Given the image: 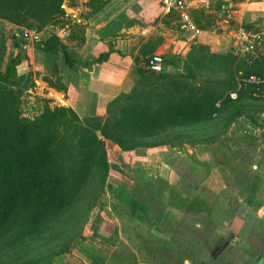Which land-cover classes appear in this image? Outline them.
<instances>
[{"label": "trees", "instance_id": "obj_1", "mask_svg": "<svg viewBox=\"0 0 264 264\" xmlns=\"http://www.w3.org/2000/svg\"><path fill=\"white\" fill-rule=\"evenodd\" d=\"M63 1L0 0V21L5 23L0 26V264H10L12 255L18 259V249L28 240L39 239L40 243L46 233L54 239L62 236L69 227L76 229L74 225L83 221L98 203L110 167L118 170V166L108 163L105 141L113 146L115 152L158 148L165 144L157 141L161 132L186 126L195 128V125L207 124L226 112L228 127L245 115L247 100L254 98V93L258 98H264L255 86L241 82L250 74H264V60L248 61L231 52L211 53L207 46L196 45L189 54L195 69L186 65L184 74L165 75L163 72L155 79L153 73L138 67L137 85L129 94L108 104V116L102 123L87 118L82 125L71 107L51 109L47 104L39 116L28 120L21 116L20 96L34 87V81L31 74L16 76L20 57L17 55L8 61L9 48L18 49L20 43H26L19 32L22 28L37 34L48 27L57 29L59 24L63 28ZM107 3L90 0L93 12ZM194 22L200 29H206L195 18ZM54 33L35 41L34 46L52 66L50 73L55 76V81L47 79L46 83L58 92L66 91L60 72L62 66L73 69L79 64L82 69H89L95 63L107 61L110 55L106 52L79 62L72 48ZM72 37L70 34L69 38ZM174 66L175 57L163 62V68ZM203 68L222 71L227 78L212 81L199 75L202 80L198 82L195 71ZM232 92L236 93L234 100L229 96ZM117 157L116 161L123 164L121 156ZM133 173L136 188L130 191L126 186H120L131 194L125 208L128 216L116 210L115 214L119 220L126 218L127 226L136 236H144L141 233L144 230L149 232L160 216L174 221L166 212L167 206L193 217L212 213L211 207L196 196V186L189 191L192 192L190 196L171 184L157 188L156 181L153 183L147 175ZM146 181L161 192L159 197L154 196L153 207L149 208L144 197L147 196L144 190L148 187ZM98 185L101 188H97ZM174 196V202L169 203L170 197ZM165 200L167 203H163ZM84 206V213L80 212ZM145 209L151 216L147 229L142 225L148 214ZM68 215L73 219L76 217L77 221L70 225L69 218H65ZM114 228L104 225L100 234L117 236V227ZM67 252L65 248L57 254ZM21 264L35 263L27 261Z\"/></svg>", "mask_w": 264, "mask_h": 264}, {"label": "rangeland", "instance_id": "obj_2", "mask_svg": "<svg viewBox=\"0 0 264 264\" xmlns=\"http://www.w3.org/2000/svg\"><path fill=\"white\" fill-rule=\"evenodd\" d=\"M104 1H110L113 4V7L109 8L114 9V7L123 6L122 8L127 10L121 14L122 18L119 17L122 20H118L124 26L137 23L141 27L147 28L150 24L157 25L160 23L159 31L161 28H165L166 38L171 40V45L174 44L172 42L177 41V46L173 45V48L176 47L175 50L162 55L163 62L170 57H175L174 67L162 68L159 72L147 70L154 74L155 79L163 72H165V75L184 74L187 72L185 69L186 65L194 70L195 63L192 62L189 54L196 45L207 46L211 53L225 54L232 52V49H226V41H223V45L226 47H219L216 52L212 51L209 47L215 44L213 42L215 37L212 33L225 32L224 38L226 39L228 35V39H230L238 27L251 26L250 29L264 34V0H231L233 4H245L247 6L245 15L241 17L242 20L233 18L231 12H227L226 8L225 12L230 14L231 18L226 17L227 13L222 14L221 10L220 14H217V10L224 8L222 7L225 4L224 0H202L197 2V4L187 0L193 19L195 18L198 23L206 26V29H202L205 32L203 43V37L194 42L188 41L190 35L186 36L187 39L184 37L178 15L164 16L160 11L159 1L157 2V0ZM156 7H158L159 11H153V8ZM86 8H88V11ZM62 9L65 16L73 15L72 19L75 20V26H71L69 17L64 16L63 21H61L65 22L63 28H61L62 24L56 26L58 30L48 27L40 32L38 40L43 36L48 37L54 33L53 30H56L54 34L59 36L64 43L66 42L67 44H65L69 48H72L76 44H81V35L86 27L83 24L81 25L82 22L81 20L78 21L77 17L84 14L89 16L88 14H92L93 11L90 6V0H64ZM93 19L94 22L93 20L92 22L97 24L102 18L96 17ZM238 20L239 23H236ZM112 23L114 24V21ZM4 24L0 21V26ZM229 29L234 30L229 31ZM69 31L74 36L72 38L77 40H72L73 42L66 40L69 38L67 36ZM34 42V40H27L24 44L20 43L18 49L10 46L8 54V61L17 55L20 57V62L16 66V76L31 74L34 81V87L23 92L20 96V113L22 117L28 120H33L39 116L46 104L51 109L55 107H70L68 102L70 103L72 99L73 87L75 86L76 88L77 85L83 84L80 77L83 71L78 65L70 71L61 65L62 82L63 80L67 82L71 80L73 87L69 91L67 88L65 92L57 91L58 93L54 90H49L51 87L48 86L46 80L55 81V76H51L50 73L52 66L36 50ZM71 43H74V45ZM195 74L199 78L198 82L202 80L199 75L203 79L212 81L225 80L227 78L226 73L210 68L199 69V71H195ZM96 104L97 102L93 98L88 97V113H85L86 116L75 111L82 121V125L85 124L84 120L87 118L89 120H97L100 123L107 118L108 113L105 115L104 113L98 114L92 110L94 109L93 105ZM227 114V112L222 113L207 124L195 125V128L186 126L175 128L172 131L161 132L157 136V141L165 144L149 151V153L154 154V157L151 156L152 159H155L153 162L143 161L146 151L133 149L131 154L122 155L124 163L119 164L115 159L116 152L113 146L108 141H105L107 158L108 156L110 157L108 163L110 166H118V170L110 167L106 180L108 182L105 183L99 194L98 203L83 218V221L80 222L81 224L77 222L74 225L76 229L69 227L62 236H57L54 239L49 236V233H46L40 243L39 239L35 241L28 240L18 249V259L15 255H12L10 264H21L27 261H32L35 264H88L91 258L83 253V247L85 245L90 246L91 242L99 244L94 239L96 236L102 235L101 240L107 244L106 241L108 240L104 237L106 235L100 234L103 232V226L106 225L108 228L116 226L118 228L115 219L117 217L116 211L126 217L128 216V211L125 210L126 207L120 204L116 197L108 196L109 194L113 195V192H115L111 191V189L117 190L115 188L116 184H118L117 182H122L117 181L118 179L123 180L127 187H134V177H136L135 173H132L134 168L138 169L140 173L147 175L150 180H153V183L156 181L154 184H156L157 188L171 184V186H176L177 190L188 192L191 196L192 192L189 191L193 186H196V189L200 188L198 194H201L202 200L214 205L211 208L212 213L210 215L205 212L197 219H194L195 217L193 218L191 215H181L178 209L167 206L166 212L168 211L171 214L174 220L173 223L182 225L184 230H186L184 236H188L187 240L182 242L183 246L181 248H175V254L180 256L182 251L192 250V253L199 255V258L195 259L192 264H221L220 261H217L220 255L225 257L231 249L240 250L239 248H243L251 252L252 257L249 258L247 264H264V133L260 137L253 132L260 126L264 127V98L254 97L248 99L245 115L235 119L233 125L231 124L228 127H226ZM97 135L103 140L99 132H97ZM132 165L135 167H132ZM113 174L118 177L112 178ZM126 178L130 179L131 182L126 181ZM145 183H147L148 187L144 189L147 192V196L144 197L147 198L146 203L149 207H153L154 196L159 197L161 192L159 193L151 183L149 184L147 181ZM97 188L101 187L98 185ZM200 190L201 192H199ZM96 192L98 193V189ZM174 200L175 196L170 197L168 201L172 203ZM163 203H167V201L165 200ZM85 207L80 208V212L83 211L84 213ZM105 209L109 210L105 213ZM65 218H69L70 225L77 221V218L73 219L71 215ZM123 221L126 222L124 225H127L126 218H123ZM119 224L120 226L122 225L121 222ZM124 227L125 229H122L121 236L126 238L134 234L130 226ZM141 233L147 234L145 230L141 231ZM232 236H240L241 241L239 243L232 242ZM109 238L112 237L110 236ZM189 240L193 243L198 241L200 246H192V249H190L191 245L186 247L185 243L190 242ZM234 244L237 245L234 246ZM91 246L96 249L101 248L95 244ZM65 248L68 250L67 253L57 254L58 251ZM125 252L126 249L121 254H125ZM39 253L41 254L40 260ZM181 256H183V253ZM185 258L189 261L191 259L188 254L185 255Z\"/></svg>", "mask_w": 264, "mask_h": 264}, {"label": "crops", "instance_id": "obj_3", "mask_svg": "<svg viewBox=\"0 0 264 264\" xmlns=\"http://www.w3.org/2000/svg\"><path fill=\"white\" fill-rule=\"evenodd\" d=\"M158 1L159 0H157V2ZM189 1L195 2L197 4V2H200L202 0ZM224 2L225 4H223L222 7L226 8L228 10L227 12H231L233 18L242 20L241 17L245 15L244 13H246L247 6L245 4H233V1L231 0H224ZM109 7H113V4L110 1H108L107 5H105L102 9L92 12V14H88L89 16H87V14H84L80 17H77L78 21L81 20V25L83 24L86 27L84 28L83 32L81 30V38L83 39L81 40V44H76L75 47H72V51L75 54V59L79 62H84L87 59L97 58L102 53L110 52L107 61L103 63H95L89 69H82L79 64H77L78 67L83 71L82 76H80L83 84H79L75 88V86H72L71 80L68 82L63 80V83L65 84L68 91L71 90L72 87L74 91L72 92V99L70 100V103L68 102V105L74 111L80 112L82 115L88 113V97L93 98L95 102H97L96 105H93L94 109L92 110L98 114L104 113L105 115L107 113V107L110 102L115 101V99L122 97L124 94H129L136 86L139 80V74L137 71L138 67L146 70L145 64L149 57L158 53H161V55H166L169 51L176 49V47L173 48V45L177 46L178 44L177 41H174L172 42L174 44L171 45V40L166 38V34L164 32L165 28H161V30L159 31L160 23L157 25L150 24L147 26V28L141 27L137 23L124 26L122 23H120V21H118L120 20L118 18L127 10H124V8H122L123 6L114 7V9ZM86 10L88 11V8H86ZM156 10L159 11L158 7L153 8V11ZM220 10H217L218 15L220 14ZM66 17H69V21H71L70 24L71 26H73L75 23V20L72 19L73 15H66ZM96 17H101L102 19L99 20L97 24H94L93 18ZM239 20L236 23H239ZM113 21L114 24L112 23ZM222 22L226 23L224 21ZM231 30L234 29H229V31ZM70 33L71 32L69 31V33H67V36H69ZM182 33L186 39V36L190 35L183 31ZM204 34L205 32L203 31L202 35L200 36V38L203 37L202 43L204 41ZM224 34L225 32L219 34L212 33V35L215 37V40L213 41L215 42V44L212 45V47L209 46L212 51L216 52L217 50H219V47L225 46L223 45V41H226L227 47H225L229 50L230 43L233 37L228 39L227 35V38L225 39ZM42 38L45 37L43 36ZM66 40L68 42L70 40L71 42L72 40L77 39L68 38ZM71 44L74 45V43ZM70 70L73 69H69V71ZM49 90H54L55 92H57L52 88H49ZM84 116H86V114ZM256 130L257 134L261 137L264 133V127L260 126L256 128ZM154 149L155 148H140L137 150L146 151L143 156V161L147 160L148 162H153L155 161V159H152L151 156L154 157V154L149 153V151ZM116 151V160L118 158L117 156H119V158L121 156L122 158V155L124 156L126 154L132 153V151ZM109 158L110 157L108 156V159ZM132 167L135 166L132 165ZM254 169H256V167H254ZM133 171L140 172L136 168H134ZM145 173L147 174V172ZM113 177L115 178L118 176H115V174H113L112 178ZM125 180L131 182V180L128 178H126ZM117 181L122 182H117L118 184H116L115 186L117 190L111 189V191H115L113 192L114 194L110 195L107 192L109 194V196L108 194L107 196L116 197L119 203L126 207L128 204L127 200H129V197L131 196L130 191L135 189L136 186L134 185V187H127L124 184L123 180L118 179ZM120 186H126L130 191L124 192L123 188H120ZM199 189L200 188L195 190L196 196L201 198L202 200V197L200 196L201 194H198ZM199 192H201V190ZM202 201L205 202L208 207H214V205L210 204L208 201ZM179 214L184 215L180 211ZM150 217L151 216L148 211L147 218L142 222L143 228H148ZM197 218L198 217H195L194 219ZM115 219L118 225L117 236L112 238H109V236H104L106 240H108L106 241L107 244L105 243V241L101 240L103 236H96L94 240H96L99 244H96V242H91V245H99L98 247L101 248L98 249L92 247L91 245H85L83 247V253L85 255L87 254L91 258L88 264H192L195 262V259L199 258L198 254L191 252L192 250H185L184 252L182 251L180 256L179 254H175V248H181L183 246L182 242H185L188 236H184L186 230H184V227H182V225L173 223V221L166 218L165 216H160L151 225L149 232H147V234H145L144 236H136L135 234H133L132 236H128L126 238L121 236V232L122 229H125L124 226L127 225H124L125 222L123 221V219L119 220L117 217H115ZM119 222H121V226ZM234 238L237 239L238 243L241 241L240 236H232V240ZM110 242H112V244H110ZM190 242L185 243L186 247L191 245L190 249H192V246H200V244H198V241H196L197 243ZM236 245L234 244V246ZM124 249H126L125 254H121ZM239 249L240 250H236L235 248L231 249L225 257L220 255L217 261H220L221 264H247L249 258L252 257L251 252L247 249ZM182 253L183 256H181ZM184 254L189 255V257L191 258L190 261L185 258Z\"/></svg>", "mask_w": 264, "mask_h": 264}, {"label": "built area", "instance_id": "obj_4", "mask_svg": "<svg viewBox=\"0 0 264 264\" xmlns=\"http://www.w3.org/2000/svg\"><path fill=\"white\" fill-rule=\"evenodd\" d=\"M160 10L164 16H173L174 14L178 15L180 19V28L183 32L190 34V41L194 42L203 33V30L200 29L194 22L192 15L190 14V5L186 0H159ZM221 13L225 12V8H222ZM228 18H231V15L227 13ZM58 30V29H56ZM53 30V32H56ZM20 34L26 40H38V35L40 33H35L33 30L20 29ZM263 33L256 32L253 29L246 28L245 26H240L234 31L233 38L230 43L229 50H231L234 56L238 58H245L248 61L254 60H264V39ZM163 68V59L161 54H154L147 59L145 64V69L148 71L159 72ZM246 85H253L262 92L264 96V74L256 75L250 74L249 76L241 79ZM231 99H236V93L232 92L229 94ZM255 97H258L257 93H254ZM257 130H253L254 133ZM250 134L249 132H246ZM232 242L236 243L237 239H233Z\"/></svg>", "mask_w": 264, "mask_h": 264}]
</instances>
